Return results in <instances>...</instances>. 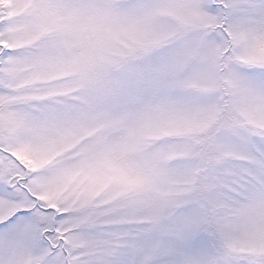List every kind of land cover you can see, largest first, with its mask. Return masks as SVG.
I'll list each match as a JSON object with an SVG mask.
<instances>
[{
  "label": "snow or ice",
  "instance_id": "6c2138e0",
  "mask_svg": "<svg viewBox=\"0 0 264 264\" xmlns=\"http://www.w3.org/2000/svg\"><path fill=\"white\" fill-rule=\"evenodd\" d=\"M0 264H264V0H0Z\"/></svg>",
  "mask_w": 264,
  "mask_h": 264
}]
</instances>
